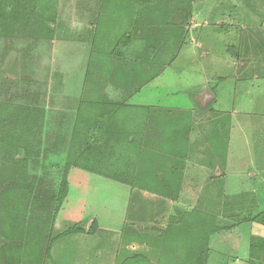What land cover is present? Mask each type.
Here are the masks:
<instances>
[{
  "label": "rangeland",
  "instance_id": "1",
  "mask_svg": "<svg viewBox=\"0 0 264 264\" xmlns=\"http://www.w3.org/2000/svg\"><path fill=\"white\" fill-rule=\"evenodd\" d=\"M97 1L0 0V189L14 186L0 264H198L205 251L207 264H264V0H192L200 18L185 12L180 41L138 56L148 69L127 82L111 56L142 51L132 26L149 13L106 0L95 19ZM96 76L132 102L79 103ZM204 89L214 98L199 103ZM86 125L106 130L98 160L68 169L71 130L76 145Z\"/></svg>",
  "mask_w": 264,
  "mask_h": 264
},
{
  "label": "crops",
  "instance_id": "2",
  "mask_svg": "<svg viewBox=\"0 0 264 264\" xmlns=\"http://www.w3.org/2000/svg\"><path fill=\"white\" fill-rule=\"evenodd\" d=\"M125 1V3L122 4H117V6L119 5V7H122L123 10L125 9V7H131L133 11H131V13L136 16L137 14H139L141 11L144 10V8L147 9L148 13V17L147 19H145L144 21L141 22H137V25L132 26V33L135 31L136 32V37H135V41L133 43V45H139L141 46L142 51L138 52V53H133L131 50H128L127 48L122 49V51H113L112 56L113 58L116 59V61H119L120 64L125 65L127 68L131 69V71H125V75H124V80L127 82L130 75H134V69H135V65L138 63L140 64L142 62L139 61L138 56L142 57V53H144L145 55H149L150 54V48L153 46L156 49H163V47L166 45V42L163 40H167L168 39V35L175 37L176 40L180 41V35L179 33H177L175 31L176 29V25H178V27H181V23L183 21V18L185 17L183 14L185 12H187L188 10L192 14L196 16L197 19L200 18L199 16V11L198 9H195V4L192 2V0H123ZM105 2L106 0H98L97 4L94 3L95 9L93 10V13L95 14V19L97 18V16H101L102 15V11L105 7ZM116 2H121V0H116ZM99 5V6H98ZM88 6H91L88 4ZM159 6V7H158ZM158 7V8H155ZM184 8V9H182ZM85 11L87 13H89L90 11L88 9H85ZM146 11V12H147ZM202 12V11H201ZM90 14V13H89ZM91 15V14H90ZM131 15V14H130ZM92 16V15H91ZM132 17V15H131ZM130 17V18H131ZM153 18V19H150ZM185 19V18H184ZM164 22L166 25H164ZM144 24H147V26H145ZM163 24V25H161ZM164 28L167 29V33L164 34ZM130 35V34H129ZM179 41L174 42V49H170V51L175 50L176 48H178L179 46ZM169 42V41H168ZM138 46V47H139ZM117 47H120L117 45ZM154 48H152L151 50H153ZM140 49V50H141ZM154 51V50H153ZM102 53V52H100ZM142 65V70H147V66L145 63H141ZM89 62H88V67L86 68V75H88L89 73ZM125 67V68H126ZM96 80L92 79L90 81V83H88V81H83L82 83H79V87H81L82 85V95H81V100L79 101V103L81 102H87V101H93V100H97V99H101V100H105L104 104L108 103L109 101H117L120 100L122 102L127 103L128 100L130 102H132L133 100V94L128 95V91H124L123 89H120V87L117 88V85L121 84L118 83L117 80H115L113 77L111 79H107V80H98L97 76L95 78ZM88 80V79H87ZM136 82H139V84L137 86H140L141 84H149V79H143V78H137L136 77ZM132 84V82H131ZM134 85V84H133ZM86 87V91L84 92V88ZM103 88H109L112 89V96L108 97L107 95L104 94V91L102 90ZM205 90V89H204ZM140 91V90H139ZM199 92H197V94H195V100L198 102V94ZM108 101V102H107ZM141 103V102H140ZM54 104L52 103V106ZM46 107L45 108V120L48 118V124L51 123L53 124V122H51V119L49 118V114L51 111L53 110V107ZM77 110L76 108H73L74 111ZM108 114V113H106ZM78 115V114H77ZM118 128V127H117ZM117 128L112 129L107 131L108 133L112 132L114 134H111L110 136H117L116 134L117 132ZM69 129H72L71 127ZM72 131V135H73V130ZM94 131V134H93ZM106 131L105 129L99 128L98 125L94 126V125H86V128L80 133V134H85L87 136V139L83 142L84 145V150L87 148V150H91L95 147L92 146V142L93 140L96 138L95 136H100L102 134V132ZM116 133V134H115ZM91 134L93 135V138H88L89 136H91ZM103 135V134H102ZM100 140L97 141L96 145L98 144V142H104L105 139H103L102 137H98ZM129 139V142L133 141V137L131 135H129V137L127 138V141ZM108 141V140H107ZM119 142V139L117 137V140L115 141H111V142ZM110 141L108 143H111ZM97 150V149H95ZM142 195H144L143 193H140L139 196H137V199L142 200L143 202V197ZM158 203L153 202V205L151 206V210H153V207L155 208ZM145 209V208H144ZM143 209V210H144ZM149 221V218L147 219ZM155 220H158V218H155Z\"/></svg>",
  "mask_w": 264,
  "mask_h": 264
},
{
  "label": "trees",
  "instance_id": "3",
  "mask_svg": "<svg viewBox=\"0 0 264 264\" xmlns=\"http://www.w3.org/2000/svg\"><path fill=\"white\" fill-rule=\"evenodd\" d=\"M182 9H184V8H182ZM11 22H14L15 20L14 19H11L10 20ZM161 25H163V24H161ZM164 25H166L165 24V22H164ZM50 31L52 30L50 27L48 28ZM152 48H154L153 46L151 47V49ZM153 64H155L154 62H153ZM31 109H35V108H31ZM41 109V108H40ZM40 109H37V110H39V111H44V110H40ZM79 113V112H78ZM90 120V119H89ZM91 121V120H90ZM91 122H95L94 120H92ZM76 128H74V132H73V135L71 136V142H70V146H69V149H68V158H67V167H68V169L70 168V166H74V165H72L73 163L74 164H76V165H78V167H81V168H84L82 165H80V164H78V160H75L76 158L78 159H82L83 157H85L86 158V156H87V161H89V160H95L96 159V161L98 160V156L97 155H95L96 154V152H98V150L96 151L95 149L93 150V149H91V150H87V148L84 150V147H83V145H84V141L87 139V136L86 135H84L83 137H81V140H79L78 139V141H77V144L75 145V138H76ZM82 135V134H81ZM110 136V135H109ZM88 138H90V136L88 137ZM91 139V138H90ZM133 141H134V139H133ZM73 149H75V158L74 159H72V151H73ZM17 159V158H16ZM85 159V160H86ZM15 161V163L18 165V164H21L22 162H25V160L23 159V160H21V159H17V160H14ZM86 167V166H85ZM10 172H11V170H9L8 171V174H10ZM24 174H26V172L24 173ZM176 180V179H175ZM121 181V180H120ZM122 182V181H121ZM1 183H3V185H4V188L2 189H0V206L2 205V207L4 206V204H6V202H4L5 201V198H7V197H5V196H3L2 194H4V192H5V190L7 191L8 190V192H10L13 188H14V186L11 184V185H9L8 186V184H6L5 182H3L2 180H1ZM122 183H124V182H122ZM16 187H18V186H16ZM15 187V188H16ZM63 187H64V191H62L61 192V195H60V197H59V205H61V203L63 202V200H64V198L66 197V195H67V182H66V180H64V182H63ZM19 188H21V187H19ZM22 188H23V186H22ZM27 190H28V192L29 193H31V191H32V189H31V183H28V185H27ZM60 208V207H59ZM0 212H1V208H0ZM187 215V214H186ZM186 215H184L183 217H182V219L184 220V218H186ZM213 219V220H212ZM211 220V223H207L206 221H207V218H206V220L205 221H203L204 222V224H203V222H202V224L205 226V227H207L208 229V231H207V233H206V236L207 235H209V233H213V235L214 234H216V232L218 231V229H220L219 227H217V225H216V220L214 219V217L212 218ZM210 220V219H209ZM254 221V220H253ZM256 222H259V223H261V220L259 219V221H258V217H257V219L255 220ZM79 232H81V231H79ZM78 231H75V232H73V231H68V232H65L64 234H62L60 237H62L63 235L64 236H66V235H69V234H74V233H79ZM3 237V236H2ZM58 239V238H57ZM1 241H2V239L0 238V244H1ZM52 245V244H51ZM51 245H50V247H49V251H48V254L50 253V248H51ZM3 247V246H2ZM207 255H208V252H203L202 253V255H201V261L200 262H198V264H207Z\"/></svg>",
  "mask_w": 264,
  "mask_h": 264
},
{
  "label": "water",
  "instance_id": "4",
  "mask_svg": "<svg viewBox=\"0 0 264 264\" xmlns=\"http://www.w3.org/2000/svg\"><path fill=\"white\" fill-rule=\"evenodd\" d=\"M206 90H208V88ZM206 90H204L205 91L204 93L199 94V96H198V102L199 103H202L203 99L204 100L206 99V101H204V102H211L213 100V98H214L213 93L211 91L207 92Z\"/></svg>",
  "mask_w": 264,
  "mask_h": 264
},
{
  "label": "bare ground",
  "instance_id": "5",
  "mask_svg": "<svg viewBox=\"0 0 264 264\" xmlns=\"http://www.w3.org/2000/svg\"><path fill=\"white\" fill-rule=\"evenodd\" d=\"M203 99V98H202Z\"/></svg>",
  "mask_w": 264,
  "mask_h": 264
}]
</instances>
